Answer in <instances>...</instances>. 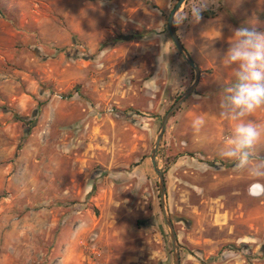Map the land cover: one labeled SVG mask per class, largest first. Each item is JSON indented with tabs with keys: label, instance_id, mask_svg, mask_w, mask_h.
Masks as SVG:
<instances>
[{
	"label": "rangeland",
	"instance_id": "374dc122",
	"mask_svg": "<svg viewBox=\"0 0 264 264\" xmlns=\"http://www.w3.org/2000/svg\"><path fill=\"white\" fill-rule=\"evenodd\" d=\"M261 1L218 0L177 33L194 46L192 28L247 24L264 16ZM175 4L0 0V264H174L151 153L195 77L168 31ZM200 70L157 156L181 264H264V180L218 155L233 127L219 113L234 76ZM198 106L221 124L198 135ZM248 119L264 123V109Z\"/></svg>",
	"mask_w": 264,
	"mask_h": 264
},
{
	"label": "clouds",
	"instance_id": "9594fccd",
	"mask_svg": "<svg viewBox=\"0 0 264 264\" xmlns=\"http://www.w3.org/2000/svg\"><path fill=\"white\" fill-rule=\"evenodd\" d=\"M218 0H196L188 12L176 11L172 21L180 26L190 19L199 24L202 13ZM258 20L230 28L228 48L223 53L214 51L215 57L226 68L233 69L234 81L223 89L219 115L233 122L218 151L222 159L232 161L237 170L253 180H264V123L248 117L264 109V30ZM205 124L197 117L192 127L199 131Z\"/></svg>",
	"mask_w": 264,
	"mask_h": 264
},
{
	"label": "crops",
	"instance_id": "0c3cea01",
	"mask_svg": "<svg viewBox=\"0 0 264 264\" xmlns=\"http://www.w3.org/2000/svg\"><path fill=\"white\" fill-rule=\"evenodd\" d=\"M248 0H240L241 5H244L243 7L245 8L247 5ZM262 3V9L264 10V0L261 1ZM85 19H81V23L84 22ZM260 22L259 26L261 28H264V16L261 18H257ZM86 21V20H85ZM80 25L78 23L73 24L69 26L71 31H80ZM236 26L231 23H226L220 30H210L208 28L205 29H200V30H195L194 28L191 29L193 36L192 42L194 46H190L187 44L184 40L182 41L185 45V47L192 53V56L196 62L200 65L201 68H206V67H212L214 69V76L216 78L218 77H223V76H228V78H231L234 76L233 69L231 68H226L222 66L219 62V60L215 57L214 51L223 53L224 51L227 50L228 48V40L231 36V31L230 28H235ZM70 36L64 38L63 40L60 38L52 40L54 43H61V44H66L70 40ZM197 54H199L197 56ZM230 79L224 80L223 83H229ZM24 101V99H23ZM197 112H193V121L197 117H201L205 121V125L207 124H215L219 126L221 124L222 119L214 112L210 111L208 107L206 106H198L197 107ZM220 123V124H219ZM198 135H201L202 133V128L199 131H196ZM228 264H246L244 262H229Z\"/></svg>",
	"mask_w": 264,
	"mask_h": 264
},
{
	"label": "water",
	"instance_id": "95a60500",
	"mask_svg": "<svg viewBox=\"0 0 264 264\" xmlns=\"http://www.w3.org/2000/svg\"><path fill=\"white\" fill-rule=\"evenodd\" d=\"M187 0H178L176 6L171 11L169 18H168V31L171 37L172 42L176 46L177 50L180 52V54L184 57V59L188 62V64L194 69L195 71V77L192 82V84L189 86V88L178 98V100L171 106V108L168 110V112L164 115L159 131L157 133L154 147L152 149L151 153V162L158 174V182H159V188H160V199H161V209L162 213L165 219V223L170 231L172 244H173V254H174V264H181V254H180V247L178 243V235L176 233L173 221L170 217L168 207L166 204V196H167V189H166V182H165V176L164 172L159 169L157 164V156H158V150L160 143L162 141V138L164 136V133L167 129V125L169 123V120L172 118L174 113L179 110V108L185 103V101L194 93L195 89L198 87V84L200 82L201 78V70L200 67L196 64L184 44L182 43L175 24L172 21L173 15L176 11H179L182 5Z\"/></svg>",
	"mask_w": 264,
	"mask_h": 264
},
{
	"label": "trees",
	"instance_id": "16d2710c",
	"mask_svg": "<svg viewBox=\"0 0 264 264\" xmlns=\"http://www.w3.org/2000/svg\"><path fill=\"white\" fill-rule=\"evenodd\" d=\"M173 1L177 2L178 0H173ZM188 1H189V0L186 1V4H187ZM175 5H176V4H175ZM159 153H160V150H159Z\"/></svg>",
	"mask_w": 264,
	"mask_h": 264
}]
</instances>
